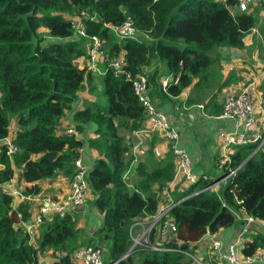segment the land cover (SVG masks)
<instances>
[{
	"label": "trees",
	"instance_id": "1",
	"mask_svg": "<svg viewBox=\"0 0 264 264\" xmlns=\"http://www.w3.org/2000/svg\"><path fill=\"white\" fill-rule=\"evenodd\" d=\"M240 4L241 0H0V264H40L48 251L55 257L52 264H80L75 253L89 245L103 248L105 264H191L187 254L178 251L140 247L127 255L133 245L131 228L141 230L135 223L151 220L173 195L176 205L169 217L182 242L169 245L188 252H196L208 232L238 223L242 211L264 221V150L255 152L257 143L236 147L230 166L239 169L218 191L209 188L193 195L228 171L220 164L219 151L209 176L216 175V168L221 176L201 178L187 188L179 180L181 192L173 190L177 165L164 137L166 157L150 166L140 162L139 181L130 179L135 159L132 134L141 128L145 108L132 83L115 76L110 66L123 56L127 70L148 76L152 99L173 101L196 78L208 76L215 50L244 49L245 37L254 29L261 31L264 59V0L246 11ZM76 18L87 36L77 33ZM128 19L137 35L121 38L112 26ZM94 36L103 41L105 53L99 81L89 62L78 64L81 58L89 60ZM164 77L169 79L167 87ZM86 85L98 97L71 113ZM261 87L264 92V83ZM66 115L68 128L62 122ZM69 128L79 136L68 133ZM89 132L95 136L88 138ZM8 137L16 148L13 152L3 143ZM86 144L98 152L88 183L102 226L88 240L81 239L76 209L46 218L29 233L21 223L35 222L36 215L31 210L34 201L27 196L43 191L38 182L61 174L71 183L74 162ZM16 174L19 183H34L22 189L25 198L17 207L6 189ZM156 240L154 230L152 242ZM261 249L264 231L259 230L249 235L242 254L256 255Z\"/></svg>",
	"mask_w": 264,
	"mask_h": 264
},
{
	"label": "built area",
	"instance_id": "2",
	"mask_svg": "<svg viewBox=\"0 0 264 264\" xmlns=\"http://www.w3.org/2000/svg\"><path fill=\"white\" fill-rule=\"evenodd\" d=\"M260 1L262 0H257L258 3ZM250 4L256 5V0H241V9L244 11L248 10ZM73 23L77 33L87 36L80 18H76ZM112 27L121 38L134 37L137 35L136 27L131 19H128L122 26ZM102 44L103 41L100 38L96 36L91 38L92 47H90L91 50L88 62L90 69L98 74H101L100 63L103 62L105 54L102 50ZM110 66L115 76H124L132 83L135 93L145 108V119L148 121V124L145 128L141 129V131H137L136 135L138 137H144V135L147 136L150 133L159 131L170 143L177 165L174 180H182L183 188L196 184L201 178L205 181L210 180L211 177L208 174L195 173L191 155L189 151L182 146L180 130L175 126L170 116L161 110L149 95L150 86L148 76L145 74L134 75L127 70L125 68L126 60L123 56L113 60ZM162 83L164 87H167L169 79H163ZM176 109L180 110L181 107L178 105ZM221 116L234 119L238 126L236 130L225 133L221 138L219 161L221 165L227 166L228 171L224 172L223 176L207 185L204 189L194 192L193 195L209 188L218 191L222 183H225L236 175L239 167L232 168L230 164L232 162L231 154L235 152L237 146L257 143L258 146L255 152L264 150V97L256 81H250L238 92L228 95ZM67 132L70 134L77 133L73 128H69ZM5 144L9 145L11 152L16 150L12 145V141L6 139ZM74 163L76 166V174L71 180V190L68 194L63 197L55 198L42 191L36 195L27 196L28 200L38 202L40 205L39 212L35 217V222L26 225V230L29 233L32 234L36 226L43 223L46 218L50 220L55 215L64 216L66 213L81 209L86 205L89 196L88 172L90 167L84 163L82 155H80ZM175 205L176 202L171 200V202L162 207L159 213L151 220L138 221L135 223V226H141V230L135 231L134 226L131 228L133 245L127 255L140 247L151 248L156 251H178L185 253L191 259V264H212L210 259L205 258L198 252H188L169 245V243L173 241L182 242L177 237L178 227L176 222L169 217V212ZM237 217L239 228L236 240L228 245H224L220 240L212 237L211 252L219 259L226 260L229 264H239L241 262L238 249L247 241L255 226L264 229V221L256 218L252 214L242 211ZM154 230H157V240L153 243L152 232ZM215 234L216 233L212 234L208 232L205 237L208 236L210 238V235L213 236ZM127 255H125V258ZM244 258L249 263H264V251H259L256 255ZM75 259L80 264H105L103 248L96 245L85 246L76 251Z\"/></svg>",
	"mask_w": 264,
	"mask_h": 264
},
{
	"label": "crops",
	"instance_id": "3",
	"mask_svg": "<svg viewBox=\"0 0 264 264\" xmlns=\"http://www.w3.org/2000/svg\"><path fill=\"white\" fill-rule=\"evenodd\" d=\"M253 31H256V29ZM262 43L263 38L261 47ZM261 47L260 56L264 61L261 55ZM249 50L250 48L243 50L229 47H221L215 50L212 53L215 58V63L212 65L209 74L205 79L200 80L199 78H196L194 83L173 101L153 99L156 105L170 116V118L174 121L175 126L180 130L182 146H184L189 151L192 158L193 169L196 174L210 175L209 172L212 171L214 165H216L215 157L218 155L220 148L219 144L221 142L222 136H224L225 133L234 131L238 128L234 119L222 117V112L217 113V110L219 108L220 110H223L226 98L229 93L232 94L233 92L240 90L246 84L244 82V75L249 73V68L245 67L243 62L250 61L248 59V55H246L244 52ZM250 52H254L252 46ZM78 64L84 66L85 64H88V61L86 58H81L78 60ZM240 64H242V66H240ZM101 67L103 68L104 65L102 64ZM250 67L254 68L257 74L251 73L250 75L254 76H249V81L252 80L257 82L260 92L264 97V92L261 87L264 83V64L260 65L259 67L256 65ZM93 74L94 77L99 81L100 78L96 77V74L98 73ZM98 75H103V73ZM165 78L167 77L162 78L161 81H163ZM95 100L96 96L90 93L87 86L79 92V101L74 106V108L70 110V112L72 113L74 109L76 110L83 108L86 101ZM212 101L213 103H211ZM178 105L181 107L180 110L176 109ZM62 122L64 127L68 128V125L71 122L70 116L66 115ZM147 124L148 121L145 119L139 131L145 128ZM13 130H15V127H13ZM77 135L79 136V134ZM87 136L88 138H91L94 137L95 134L94 132H89ZM132 137L135 142L132 151L135 159L133 161L132 169L129 172V177L133 182H138L139 177L136 173L138 164L143 162L150 166L155 163V160L164 159L168 153V145L159 131L150 133L148 136H146V139L142 143H137L139 139L136 135V132L132 134ZM7 140L11 141L12 139L8 137ZM3 143H5V140ZM81 155L84 163L91 168L98 157V152L86 144L81 150ZM215 172L216 175L211 177H218L222 174V171L218 168H216ZM38 183L41 184L45 194L55 196V198L63 197L71 190L70 180L62 174L53 179L43 180ZM177 183H179L177 179L173 180L171 187H173V190L177 188L176 191L181 192ZM33 185L34 183L27 184L24 181L19 183L18 174H16V177L12 181L6 184V189H8V191L14 195L15 207H17L23 198H25V194L22 192V189L25 186ZM223 185L224 183L221 184V187ZM173 197H175V195H173ZM173 197L171 198L173 199ZM93 199L94 196L90 192L86 205L77 212L79 215L78 225L84 233L81 239L85 240H88L93 235V233L102 226L103 223V216L92 204ZM38 205L39 204L35 201L32 203L31 210L33 216L37 214ZM21 225L26 227L27 224L21 223ZM238 228L239 221L233 226L220 229L215 235H210V238L208 236L204 237L202 241L198 243L196 252H199L200 255L210 259L212 264H229L226 260L219 259L211 252V243L213 240L212 237L220 240L224 245H228L229 243L236 240ZM259 230L264 231V229L255 226L253 232L250 234V237L257 235ZM38 233L39 232L37 230V234ZM238 251L241 261L239 264H264L261 262L249 263L245 260L242 254V247L239 248ZM261 251H264V249H261L260 252ZM50 253L52 252L48 251L40 258V264L53 263L55 257L51 258Z\"/></svg>",
	"mask_w": 264,
	"mask_h": 264
},
{
	"label": "rangeland",
	"instance_id": "4",
	"mask_svg": "<svg viewBox=\"0 0 264 264\" xmlns=\"http://www.w3.org/2000/svg\"><path fill=\"white\" fill-rule=\"evenodd\" d=\"M256 4H258V2H257V0H256ZM262 15L264 14V11H262V13H261ZM253 33V34H252ZM251 34H249V35H247L246 37H245V42H246V48L245 49H243V50H247L248 48H250V50L249 51H244L245 53H246V55H248V59L250 60V61H244L243 62V65L245 66V67H248L249 68V73H246L245 75H244V82L247 84V82H250L249 81V76H254V75H250L251 73H253V74H257L256 73V70L254 69V68H252V67H250V66H253V65H256V66H260V65H262V64H264V61L262 60V58H261V56H260V47H261V42H262V34H261V31L259 30V29H256V31H253ZM252 39H253V43H252ZM251 46L253 47V49H254V52L253 53H251L250 51H251ZM247 58V57H246ZM263 61V62H262ZM250 62H252V63H250ZM101 63H100V69H101V73H103L104 74V67L102 68L101 67ZM240 66H242V64H240ZM150 68V67H149ZM149 68H148V70H149ZM103 69V70H102ZM102 76L103 75H98V74H96V77L97 78H102ZM252 81V80H251ZM245 84V85H246ZM88 85H86V87H87ZM102 86V85H101ZM85 87V88H86ZM239 91V90H238ZM238 91H236V92H238ZM214 92V91H213ZM233 93H235V92H233ZM228 95H230V93L228 94ZM98 96H96V98H97ZM101 98V97H100ZM103 99L105 100V97H103ZM105 102V101H104ZM15 125H16V123L14 122L13 123V127H15ZM148 136V135H147ZM144 137L146 138V136L144 135ZM143 136H140V137H138V139H139V141L137 142V143H142L144 140H145V138H144ZM137 146V145H136ZM135 146V147H136ZM171 147V146H170ZM178 181H179V179H178ZM171 198V197H170ZM171 200H172V198H171ZM161 210V209H160ZM52 252V251H51ZM199 253V252H198ZM50 257L51 258H53L54 256L52 255V253H50Z\"/></svg>",
	"mask_w": 264,
	"mask_h": 264
},
{
	"label": "water",
	"instance_id": "5",
	"mask_svg": "<svg viewBox=\"0 0 264 264\" xmlns=\"http://www.w3.org/2000/svg\"><path fill=\"white\" fill-rule=\"evenodd\" d=\"M132 249V248H131ZM125 256H123L121 259H123Z\"/></svg>",
	"mask_w": 264,
	"mask_h": 264
}]
</instances>
